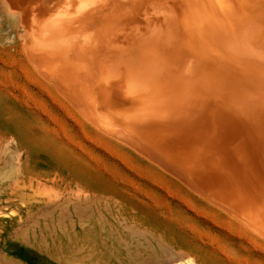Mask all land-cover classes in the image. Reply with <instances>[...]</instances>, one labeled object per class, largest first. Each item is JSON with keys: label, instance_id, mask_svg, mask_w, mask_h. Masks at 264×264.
Instances as JSON below:
<instances>
[{"label": "bare ground", "instance_id": "1", "mask_svg": "<svg viewBox=\"0 0 264 264\" xmlns=\"http://www.w3.org/2000/svg\"><path fill=\"white\" fill-rule=\"evenodd\" d=\"M2 2L91 127L264 245V0Z\"/></svg>", "mask_w": 264, "mask_h": 264}, {"label": "rangeland", "instance_id": "2", "mask_svg": "<svg viewBox=\"0 0 264 264\" xmlns=\"http://www.w3.org/2000/svg\"><path fill=\"white\" fill-rule=\"evenodd\" d=\"M28 35L0 0V264H264V245L91 127ZM67 238L75 253L51 259Z\"/></svg>", "mask_w": 264, "mask_h": 264}]
</instances>
